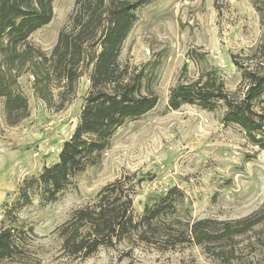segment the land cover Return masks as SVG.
<instances>
[{"label":"rangeland","instance_id":"1","mask_svg":"<svg viewBox=\"0 0 264 264\" xmlns=\"http://www.w3.org/2000/svg\"><path fill=\"white\" fill-rule=\"evenodd\" d=\"M75 1L54 0L51 22L27 39L33 52L2 75L25 103L9 112L0 98V230H12L17 246L15 256L0 264H264V128L255 132L261 141L255 144L237 125L223 123L222 101L207 111L189 104L170 110L167 100L179 81L211 68L218 69L231 98L243 99L248 83L242 72H264V0H140L118 58L129 73L142 72V93L155 95L157 105L126 120L97 163L71 177L49 201L39 176L56 164L79 123L92 66L83 65L66 90L58 75L47 77L49 64L38 55L50 56ZM262 89L253 102L257 115L264 113ZM116 181L125 194L134 186L136 220L146 206L177 191L175 210L156 222L166 235L149 244L101 247L85 259L69 257L61 248V226ZM205 220L215 229L256 223L232 241H178L180 232Z\"/></svg>","mask_w":264,"mask_h":264},{"label":"trees","instance_id":"2","mask_svg":"<svg viewBox=\"0 0 264 264\" xmlns=\"http://www.w3.org/2000/svg\"><path fill=\"white\" fill-rule=\"evenodd\" d=\"M54 0H0V98H6L7 110H18L24 100L13 95L3 75L23 58L33 52L27 39L38 28L52 19ZM142 1L134 0H76L69 17V24L61 29L50 56L42 57L47 77L58 75L63 88L74 87L80 77L78 70L92 66L90 92L84 99L80 120L70 139L63 143L55 165L45 168L38 185L49 201L69 184L71 177L97 163L100 154L108 147L117 128L129 118H139L157 105V97L142 93V72L133 75L119 64V54L124 41L136 21L135 11ZM186 66L184 67L185 70ZM5 69V70H4ZM51 74V75H50ZM242 80L247 84L243 99L231 98L224 88L218 69H208L195 80L179 81L171 88L168 108L195 105L212 111L217 101L225 106L223 123L237 125L255 144V132L264 128V113L253 111V102L263 91L264 72L244 70ZM260 148H264V145ZM121 181L107 186L95 200L73 211L60 230L62 250L69 257L89 258L98 248L111 247L125 241L152 243L166 235V229L156 226L162 216L175 210L177 191L166 193L159 205L146 206L139 220L132 214L133 196L125 194ZM26 198V196H25ZM249 220L239 224L223 223L215 229L213 221H197L191 225L190 238L187 229L180 232V243L192 240L196 245H209L220 240L232 241L255 225ZM157 237V238H156ZM170 244V243H169ZM17 253L12 230H0V261L12 259Z\"/></svg>","mask_w":264,"mask_h":264}]
</instances>
